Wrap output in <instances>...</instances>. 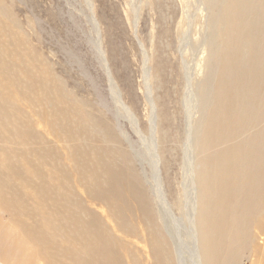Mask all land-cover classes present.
Instances as JSON below:
<instances>
[{"label": "rangeland", "instance_id": "1", "mask_svg": "<svg viewBox=\"0 0 264 264\" xmlns=\"http://www.w3.org/2000/svg\"><path fill=\"white\" fill-rule=\"evenodd\" d=\"M198 1L1 0L16 23L14 28L45 60L49 73L57 78L76 108L80 139H87L89 148L101 151L99 161L105 168L98 179L87 183L84 177L92 173L74 166L77 159L72 145L53 131L51 109L45 104L26 109L40 121L34 126L45 133L48 139L42 142L58 154L62 170L48 168L42 178L35 174L37 162L33 158L32 167H27L29 174L9 172L8 144L0 137V227L8 234L2 245L6 257L0 264H20L24 260L17 238L27 252L24 256L30 258L27 264H86L85 256L76 253L102 239L99 229L112 236L113 242L105 253L118 255L120 264H159L154 255L155 223L143 207L138 190L121 181L120 170L125 162L121 155L134 156L126 141L131 139L139 154L148 157L149 144L142 139H151L153 129L165 194L176 218L182 220L185 212L179 214L173 205L177 190L182 199L188 198V168L183 157L189 115L194 121L201 119L194 134L196 139L197 135L202 136L212 107L201 115L197 91L203 77L202 66L207 63V52L203 50L210 29L207 13L200 11ZM97 49H102L103 58ZM188 77L192 84L196 83L190 95ZM213 82L218 83V78ZM128 110L136 122L128 120ZM263 126L264 121H253L239 138L252 136ZM27 150L30 153L32 149L28 146ZM96 161L90 157L88 169ZM133 162L138 174L148 170L139 159ZM125 171L127 181H132L131 171ZM110 173L115 178L114 190L107 184ZM42 186L61 197L70 190L85 194L84 205L95 224L82 231V219L68 209L52 215L50 208L41 205ZM155 222L159 227L156 216ZM121 223L130 233L119 230ZM248 224L251 238L242 251L241 262L263 264V236L254 219ZM262 229L264 233V221ZM69 249L74 252L69 253ZM173 249L172 261L176 264L175 246ZM184 260L191 264L188 254Z\"/></svg>", "mask_w": 264, "mask_h": 264}, {"label": "bare ground", "instance_id": "2", "mask_svg": "<svg viewBox=\"0 0 264 264\" xmlns=\"http://www.w3.org/2000/svg\"><path fill=\"white\" fill-rule=\"evenodd\" d=\"M197 4L200 11L207 13L205 18L210 29L203 50L207 52V63L202 66L203 77L197 91L201 115L212 107L205 119L203 134L197 135L196 139L194 134L201 119L192 120L191 108H187L190 115L183 158L188 168V181L184 179L189 187L188 192L184 191L188 198L187 201L182 199L177 190L173 205L179 214L185 212L182 220L176 218L165 194L153 129L151 139H142L149 144L147 159L139 154L131 139H126L134 156L121 155L125 156V162L120 178L130 188L138 190L143 207L155 223L154 255L159 264H173V246L176 264H186V254L192 260L191 264H242V251L251 238L249 220L254 219L263 236L264 253V126L252 136L239 138L251 122L264 121V0H199ZM15 26L8 9L4 10L0 3V137L8 144L9 172L18 176L29 174L33 158L37 162L35 174L42 178L48 168L62 170L58 154L42 142V139H48L45 133L34 126L40 125V121L26 111L45 104L51 109L53 131L74 149L77 159L74 166L92 173L90 177L85 175L87 183L98 179L105 168L99 161L101 151L89 148L87 139H80L75 124L76 108L63 93L57 78L49 73L48 64L28 45ZM101 50L97 49L99 56H102ZM191 77H188L189 95L196 84L191 83ZM215 77L218 83L213 82ZM120 111L125 115L121 106ZM126 113L129 121L136 122L129 110ZM153 124L154 119L151 126ZM28 146L32 149L30 153ZM90 157L97 161L88 169L86 163ZM135 159L147 165L148 170L143 169L138 174L132 165ZM125 169L131 171L132 181H127ZM114 180L110 173L107 184L111 190L115 188ZM79 187L78 184L77 189ZM40 190L41 205L50 208L52 215L57 216L60 210L68 209L82 219L79 225L82 231L95 224L85 208V194L70 190L61 197L44 186ZM180 221L185 223L182 225ZM119 230L130 233L124 223L119 225ZM99 233L102 239L76 254L85 256L86 264H120L118 255L105 253L113 242L112 236L103 229H99ZM7 237L0 227V263L6 257L2 245ZM17 243L24 257L20 264H27L30 258L24 256L27 252L23 242L17 238ZM68 252L74 251L69 249Z\"/></svg>", "mask_w": 264, "mask_h": 264}]
</instances>
